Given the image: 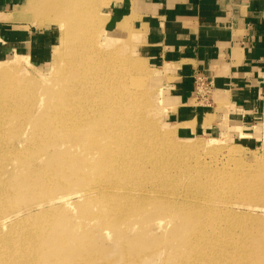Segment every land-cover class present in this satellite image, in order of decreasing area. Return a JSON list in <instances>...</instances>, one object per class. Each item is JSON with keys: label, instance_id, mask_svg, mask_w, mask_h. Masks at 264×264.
Wrapping results in <instances>:
<instances>
[{"label": "rangeland", "instance_id": "1", "mask_svg": "<svg viewBox=\"0 0 264 264\" xmlns=\"http://www.w3.org/2000/svg\"><path fill=\"white\" fill-rule=\"evenodd\" d=\"M109 4L26 0L16 13L43 31L38 55L0 54V264H190L202 255L196 241L227 253L224 264L236 252L264 264V109L248 128H172L168 79L139 52L127 19L107 29ZM114 124L127 132L126 151L111 139ZM135 147L144 163L171 158L177 174L215 173L235 203L214 196L199 209L138 196L167 169H134ZM222 221L237 232L222 237Z\"/></svg>", "mask_w": 264, "mask_h": 264}, {"label": "crops", "instance_id": "2", "mask_svg": "<svg viewBox=\"0 0 264 264\" xmlns=\"http://www.w3.org/2000/svg\"><path fill=\"white\" fill-rule=\"evenodd\" d=\"M0 0V54L38 55L41 33ZM107 29L127 19L136 45L164 75L165 122L213 134L248 128L264 109V0H110ZM213 85L197 98L196 77ZM186 121V122H185ZM181 124V125H180Z\"/></svg>", "mask_w": 264, "mask_h": 264}, {"label": "bare ground", "instance_id": "3", "mask_svg": "<svg viewBox=\"0 0 264 264\" xmlns=\"http://www.w3.org/2000/svg\"><path fill=\"white\" fill-rule=\"evenodd\" d=\"M130 91L133 92V90H130ZM98 94H99V92H98ZM131 94H137V93H131ZM91 96L92 95L89 94L88 100H89V97H91ZM87 103H90V102H87ZM114 105H115V107H117L119 104L116 101V102H114ZM119 107L120 106H118V108ZM139 107L140 108L138 110L141 111L142 106H139ZM102 108H104V107H102ZM263 117H264V112H263ZM74 119H75V117H74ZM263 124H264V122H263ZM74 125H76L75 122H74ZM113 130H114V134L116 137L113 134L111 136V139L116 140L117 145L123 151H126L125 148L122 147L120 145V142H119V139L121 136H127L126 130L119 128V127H116L115 124L113 125ZM172 133L175 134L174 130ZM239 134L241 136L245 135V133H243L242 131L239 132ZM199 145H201V144H199ZM135 149L136 150H133V151L129 150V152H130V156H133L134 160H135V161H132V163L134 164V169H137L139 161L143 162L146 159V155H145L142 148L135 147ZM130 156L129 155L126 156V159L124 161H128ZM144 164L145 165L146 164H152V165L156 164L157 168H166L167 170L165 172H163L162 169H158L156 171L155 177L158 178L157 184H155V185H146L145 184V187L146 186H150V187L145 188V192L143 190H141L140 192L137 193V195L141 196L142 198H146V199H153L154 198L157 200L162 199L168 203L172 202L174 205H179V203H180V204H183L184 206L189 207V208H199V209L206 207V205H208V203L213 199L214 196L222 204L231 205V204L235 203V202H233V199L229 195L225 194L226 191H224L223 193H221L219 191L224 186L219 181H215L217 179H215L214 177H211V176H214L215 173H209L205 177H204V172L202 170H200V172H192V173L190 171V172H188V173H190L189 176H187L185 172L177 174V172L173 171L172 159L169 157H163V156L162 157H157V156L148 157ZM174 164L176 165V163H174ZM177 165H179V164H177ZM177 165H176V167H177ZM183 165L184 164H182V166ZM58 172L59 171H56V175L58 174ZM218 179H222V177L218 178ZM209 187L211 189H209ZM187 188L189 189L190 193L184 192V190ZM171 189H178V190L174 191V192H170ZM103 191H107V190H103ZM211 191L212 192L217 191V192H215L214 194H210L209 192H211ZM177 207H180V206H177ZM6 220L7 219L5 217H0V224H2L0 226H3V224L6 222ZM217 228H218L219 232H221L220 230H222V232H223L222 237L229 235L230 231L234 228L236 229V232H237V227L230 224V223H227L226 221H222L220 224H218ZM203 237H205V236H203ZM192 239L194 241H196L195 238H192ZM196 242L201 243L202 255H200V256L195 255L193 262L190 264H224L221 261L226 260L227 253L220 254L216 250V247L212 246L213 244L207 243L206 241H196ZM216 243L222 244L223 243L222 238H220L218 240V242H216ZM228 254L235 255L232 259H239V261L236 264H244L245 260L243 257L238 255V252L228 253Z\"/></svg>", "mask_w": 264, "mask_h": 264}, {"label": "built area", "instance_id": "4", "mask_svg": "<svg viewBox=\"0 0 264 264\" xmlns=\"http://www.w3.org/2000/svg\"><path fill=\"white\" fill-rule=\"evenodd\" d=\"M196 97L207 100L210 92L212 91L213 85L211 81L205 77H196Z\"/></svg>", "mask_w": 264, "mask_h": 264}]
</instances>
